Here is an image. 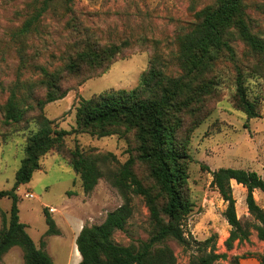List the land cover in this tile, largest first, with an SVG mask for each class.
Segmentation results:
<instances>
[{"label":"rangeland","instance_id":"374dc122","mask_svg":"<svg viewBox=\"0 0 264 264\" xmlns=\"http://www.w3.org/2000/svg\"><path fill=\"white\" fill-rule=\"evenodd\" d=\"M43 2L0 0V191L14 187L28 136L38 129L43 116L58 128L71 131L76 126V108L82 99L137 88L153 61L171 78L185 75L179 37L192 30L199 13L217 5V0H54L37 29L23 33L25 22ZM245 5L243 20L249 32L264 41V0H247ZM235 32L231 39L236 61L245 71L250 99L260 103L261 117L248 120L237 107L235 65L221 54L208 78L195 84L201 86L213 78L217 83L214 93L181 114L183 128L179 138H185L192 157L186 194L193 208L182 226L188 245L174 239L161 245L173 251L177 264H190L192 257L200 255V244L210 238L214 239L218 253L227 252L225 242L231 227L224 217L227 204L212 184L214 171L244 169L255 171L264 179V57L254 53ZM78 35H85L101 46L123 41H129L131 46L105 72L91 78H87L90 73L79 76L63 73L61 85L67 91L66 97L40 108L38 102L46 93L41 69L63 71ZM12 103L25 112L18 122L8 120ZM76 147L94 156L111 155L107 162H99L103 177L90 194L84 192L80 175L70 166L69 152ZM136 148L133 133L105 138L89 134L69 136L66 151L53 150L43 156L41 170L29 184L17 188L20 220L27 225V232L38 248L46 242L45 251L54 264H66L67 257H81L76 241L82 229L103 224L109 213L125 204L126 198L108 177L136 157ZM133 170L145 187L154 186L146 166L137 163ZM232 187L239 219L253 221L246 204L247 190L236 182H232ZM28 191L35 198H25ZM153 193L158 195L157 190ZM254 195L264 209V194L256 191ZM128 196L133 213L125 230L116 232L113 241L137 247L152 236L154 223L145 197L133 193ZM159 198L163 204V198ZM11 206V200H0V209L8 221ZM46 211L60 235L46 236L49 228ZM3 227L0 213V231ZM228 254H251L241 264H261L264 242L254 233L249 242H237ZM7 257H23V252L16 247Z\"/></svg>","mask_w":264,"mask_h":264},{"label":"trees","instance_id":"16d2710c","mask_svg":"<svg viewBox=\"0 0 264 264\" xmlns=\"http://www.w3.org/2000/svg\"><path fill=\"white\" fill-rule=\"evenodd\" d=\"M52 1L44 0L42 7L25 22L23 33L37 29ZM246 1L217 0L216 6L199 13L198 22L192 30L179 37L180 60L186 72L182 77L165 75L160 64L153 61L137 88L130 91L112 90L91 99H82L76 108V126L71 131L60 129L53 121L42 117L38 129L28 136L25 158L16 173L14 187L0 191V200L12 201L9 221L0 209L4 224L0 231V261L12 248L18 247L23 252L24 264H54L45 251L46 242H42L38 248L28 234L27 225L20 220L18 206L17 188L29 184L34 174L41 170L43 156L53 150L65 152L66 139L72 135L89 134L105 138L133 133L137 143L136 157L129 159L118 173L108 177L110 183L124 195L126 202L120 209L109 213L103 224L82 229L76 241L82 257L79 264H177L173 251L161 245L168 239H174L183 246L188 245L182 226L193 208L186 194L192 157L186 148L185 138H179L183 128L181 114L202 104L207 96L214 93L217 83L213 78L202 82L201 86L195 84L208 78L221 54L228 56L235 65L237 107L248 120L261 117L260 103L249 97L246 74L236 61L231 39L236 35V30L240 39L254 53L264 57V41L251 34L243 20ZM130 46L129 41L101 46L85 35H78L63 71L41 69V83L46 93L38 105L43 108L66 97L67 91L61 85L63 73L71 76L90 73L87 78L96 76L105 72ZM14 107L12 103L8 109V120L18 122L25 112ZM109 156H94L79 147L69 152L70 166L80 175L86 194L93 192L103 177L99 162H107ZM137 163L146 166L149 171L154 182L151 189L137 178L133 170ZM212 176L213 186L227 204L224 217L231 227L230 236L225 242L227 252L218 253L214 239L210 238L200 244V255L192 257L190 264H241L251 254L230 256L228 253L234 250L237 242H249L254 233L259 241L264 242V209L254 195L256 191L264 194V179L255 171L237 168H220ZM232 182L247 190L246 204L253 221L242 222L239 219ZM155 190L158 191L157 196L153 193ZM129 193L145 197L154 223L152 236L137 247H125L113 241L114 234L124 231L132 216ZM159 197L163 198V204H160ZM46 217L49 226L46 236L60 235L47 211ZM259 258L260 263L264 264V255Z\"/></svg>","mask_w":264,"mask_h":264},{"label":"crops","instance_id":"0c3cea01","mask_svg":"<svg viewBox=\"0 0 264 264\" xmlns=\"http://www.w3.org/2000/svg\"><path fill=\"white\" fill-rule=\"evenodd\" d=\"M11 250L3 257V259L0 261V264H16L17 262H19V260L20 262H22V264H24L23 257H7V255L10 254ZM81 260L82 257H67L66 264H79Z\"/></svg>","mask_w":264,"mask_h":264},{"label":"built area","instance_id":"2783aa9c","mask_svg":"<svg viewBox=\"0 0 264 264\" xmlns=\"http://www.w3.org/2000/svg\"><path fill=\"white\" fill-rule=\"evenodd\" d=\"M24 196L27 199H33V198H35V195L33 193L29 192V191L26 192Z\"/></svg>","mask_w":264,"mask_h":264}]
</instances>
